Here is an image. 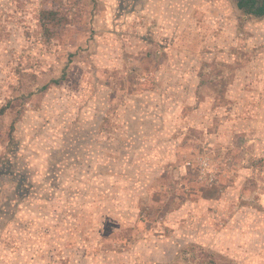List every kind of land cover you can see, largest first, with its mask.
<instances>
[{
  "label": "rangeland",
  "instance_id": "1",
  "mask_svg": "<svg viewBox=\"0 0 264 264\" xmlns=\"http://www.w3.org/2000/svg\"><path fill=\"white\" fill-rule=\"evenodd\" d=\"M5 106L0 264H264V17L0 0Z\"/></svg>",
  "mask_w": 264,
  "mask_h": 264
},
{
  "label": "trees",
  "instance_id": "2",
  "mask_svg": "<svg viewBox=\"0 0 264 264\" xmlns=\"http://www.w3.org/2000/svg\"><path fill=\"white\" fill-rule=\"evenodd\" d=\"M236 8L246 17L253 19H260L264 17V0H232ZM51 14H46L45 19H49ZM53 18V17H52ZM54 83H57L55 81ZM45 89V88H44ZM8 106L0 109V116H2Z\"/></svg>",
  "mask_w": 264,
  "mask_h": 264
},
{
  "label": "crops",
  "instance_id": "3",
  "mask_svg": "<svg viewBox=\"0 0 264 264\" xmlns=\"http://www.w3.org/2000/svg\"><path fill=\"white\" fill-rule=\"evenodd\" d=\"M134 117L132 116V118H131V120H133L134 121ZM181 182L182 181H185V176H183V175H180L179 176V178H178ZM143 191L142 192H148L149 191V187L145 184L144 186H143V189H142ZM148 194V193H147ZM194 195H199V192H196V193H193ZM201 195V194H200ZM153 198H154V195L153 196H151V199L153 200ZM201 199H203V198H201ZM171 245H173V244H171ZM163 254V256H164V253H162ZM175 257H177V253L175 252L174 253V256H170L169 257V259L168 260H166V261H164V262H161L160 261V264H172V263H174V261H175ZM149 261H150V263L151 264H159V261H156L155 260V258H153V257H150V259H149Z\"/></svg>",
  "mask_w": 264,
  "mask_h": 264
}]
</instances>
